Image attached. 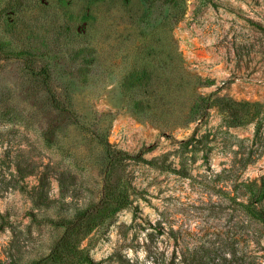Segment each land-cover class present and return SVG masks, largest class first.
Listing matches in <instances>:
<instances>
[{
    "label": "rangeland",
    "instance_id": "rangeland-1",
    "mask_svg": "<svg viewBox=\"0 0 264 264\" xmlns=\"http://www.w3.org/2000/svg\"><path fill=\"white\" fill-rule=\"evenodd\" d=\"M259 216L264 0H0V264H264Z\"/></svg>",
    "mask_w": 264,
    "mask_h": 264
},
{
    "label": "trees",
    "instance_id": "trees-1",
    "mask_svg": "<svg viewBox=\"0 0 264 264\" xmlns=\"http://www.w3.org/2000/svg\"><path fill=\"white\" fill-rule=\"evenodd\" d=\"M107 156L111 162V165H114L116 162L126 158H135L133 155L121 150H111ZM111 190L113 193L111 201L112 203L114 202L116 204L114 210H118L121 206L120 203H118V198H116V195L121 194V191L117 186H114L111 188ZM82 211V208L79 209V211H77L74 217L70 218V220L77 218ZM259 220L263 221L264 223V217L259 216ZM79 246L80 239L70 232H65L60 240L55 243V245H53L47 258L50 259L54 264H80L82 249H80Z\"/></svg>",
    "mask_w": 264,
    "mask_h": 264
}]
</instances>
